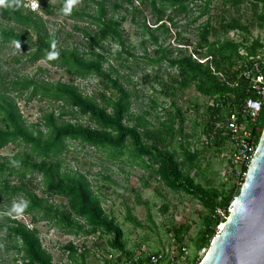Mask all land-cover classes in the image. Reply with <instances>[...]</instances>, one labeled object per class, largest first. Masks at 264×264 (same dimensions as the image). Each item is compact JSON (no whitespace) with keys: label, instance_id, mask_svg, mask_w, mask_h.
Listing matches in <instances>:
<instances>
[{"label":"trees","instance_id":"obj_1","mask_svg":"<svg viewBox=\"0 0 264 264\" xmlns=\"http://www.w3.org/2000/svg\"><path fill=\"white\" fill-rule=\"evenodd\" d=\"M38 1L47 15H53L55 9L64 10L65 6L73 0H62L59 5H52L48 0ZM92 1L95 2V0ZM124 1L133 8L134 12L138 11L135 2L151 7L153 12L159 15L158 22H162L160 28L167 29L168 23L175 24V17L189 13L191 6L198 0H123V4ZM212 1H204L203 14L195 21L208 14ZM244 2L251 3L255 12L261 8L264 9V0H235L237 5L234 6L239 10L238 4ZM97 5L94 15L85 11L68 10L69 16L78 22L85 21L87 18L98 25L99 31L95 35L86 33L85 30L83 32L93 43L101 47L103 53L92 50L88 55V53H81L77 48L58 49L56 40L49 35L43 19L37 13L29 11L28 7L26 9L24 0H0L3 18L25 28L23 32L6 29L0 21V41L26 44L23 47L24 50L30 44L34 46L30 53V60L35 62L46 60L51 66L63 69L72 80L98 77L106 85V92L99 95L101 100L99 101V98L84 95L73 81L49 82L17 77L4 83L3 94L0 95V151L10 144H24L26 151L19 153L15 159L0 162V178L3 174H8L0 186V202H10L18 196L21 198L20 207L13 213L15 216L27 214L32 216L36 223L44 219L54 221L60 225H66L68 233L95 236L103 230L112 235V245L115 248L120 249L123 255H129L130 252L127 251L123 241L122 229L116 224L115 218L105 213L89 181L83 176H68L61 173V163L55 158L58 159L63 153L69 141H80L84 145L104 150L108 152L111 160L122 159L126 151L132 149L133 156L137 158L135 162L151 168L174 190H182L193 195L205 206L208 213L204 219V229L195 240V246L197 249H208L219 230L217 226L222 225L229 217L228 209L232 207L236 196L233 193L225 194L214 189H206L202 185H196L190 178L194 168L201 169V152L197 150L191 152L189 143L188 146L184 145L183 125L186 119L176 102H173L174 112L169 113L170 118L159 120L158 123H152L146 119L145 115H136L132 112L131 91L120 78L114 76L112 71L104 69L105 63L109 61V52L101 41L113 38L118 44L124 46L121 23L107 19L105 0L97 2ZM114 5L119 4L115 2ZM122 6L119 5L120 8ZM169 10H171L170 15ZM143 29H148L146 24L143 25ZM30 31L36 34L35 41ZM232 31L250 33L249 27L233 16L221 15L215 26L208 19L199 33L198 47L192 53L185 51L180 56L170 58L171 67L177 68V75L171 77V81L176 83L180 90L195 86L201 96L209 99L217 97L224 104L218 108L206 105L204 116L207 117L208 128L211 126L210 120L213 121L214 117H221L235 104L249 97H255L245 79L241 81L239 87H232L229 85L230 82L229 84L223 82L212 71L214 67L217 71L226 72L228 80L238 79L240 66L250 63L255 43L249 44L246 41L247 55H241L240 49L243 48L241 44L222 39L223 35L227 36ZM211 37L215 38L214 41ZM152 38L157 44V37L152 35ZM122 52L125 50L123 49ZM122 52L114 53L112 56L120 59ZM161 52L160 58H149V62L160 65L168 61L169 56L173 54L172 50ZM194 54L199 59L206 60V63L194 59ZM39 71L44 72L43 69ZM1 79L5 78L2 76ZM163 86L166 91L169 90L167 83H163ZM107 88L113 92L107 93ZM9 92L18 96L27 94L29 100L39 99L60 103L61 111L45 113L42 127L30 125L17 99L7 95ZM166 94L169 95V92ZM154 105L158 104L154 102ZM74 114L88 117L95 127L63 120L66 116ZM128 122L133 124L129 125ZM178 123L180 126H177ZM262 127H264V112ZM175 141L183 149L185 158L183 161H179L178 155L172 150ZM224 144L225 140L220 143V146ZM36 173L42 174L44 194L66 198L69 210L50 204L47 195L45 197L35 193L31 181ZM13 175L19 179L18 183H12L10 180V176ZM220 211L224 214L221 215ZM127 219L134 225L141 226V223L133 217L131 210L128 211ZM190 230V226L181 225L173 227L170 232L174 234L177 244L184 245ZM0 235L5 236V241H9L10 248L14 250V264H53V257L44 249L37 229H31L11 216H0ZM68 248L73 255L77 254L76 247L70 245Z\"/></svg>","mask_w":264,"mask_h":264},{"label":"rangeland","instance_id":"obj_2","mask_svg":"<svg viewBox=\"0 0 264 264\" xmlns=\"http://www.w3.org/2000/svg\"><path fill=\"white\" fill-rule=\"evenodd\" d=\"M48 1L52 5H59L62 0ZM100 1L102 0H95V2L73 0L65 6L64 10L55 9L53 15H47L39 2L41 8L36 13L45 22L49 35L55 38L58 49L77 48L81 53H88V55L92 50L103 53L101 47L93 43L83 32L85 30L86 33L95 35L99 31L98 25L92 19L87 18L85 21L78 22L68 13V10H74L94 15L98 8L97 2ZM105 1L108 11L107 19L121 23L125 45L121 46L113 38L101 41V44L111 54L110 56L107 53L109 61L105 63L104 69L112 71L114 76L120 78L121 82L131 91L132 112L136 115H145L146 119L152 123H158L159 120L170 118L169 113L174 112L173 102H176L186 119L183 125L185 129L184 145L188 146L189 143L191 149L201 152V169L194 168L190 178L195 181L196 185H202L206 189H214L225 194L233 193L238 196L242 186L236 185L229 164L226 158L221 155L222 146L220 143L215 141L212 146L206 149L197 145L207 132L208 123L204 112L210 99L201 96L195 86L187 90H180L177 84L171 81V77L177 75V68L171 67L170 58L180 56L185 51L192 53L198 47L202 26L208 19L215 26L223 14L239 19L249 27L250 33L232 31L227 36L223 35L222 39L233 40L241 44L243 48L240 49V54L244 56L247 55L246 41L249 44L255 43L253 57L261 58L264 54V9L261 8L255 12L251 3L244 2L238 4L240 5L238 10L234 6L237 5L235 0H213L208 14L195 21L203 14L204 8L205 0H198L191 6L189 13L176 16L175 24L168 23L167 29H162L160 28L162 22H158L159 15L154 13L149 6L135 2L138 11L134 12L133 8L125 1L123 4V0ZM115 2L123 6L120 8L119 5H114ZM24 7L27 9V0H24ZM0 21L6 29H15L17 32H23L25 29L15 22L4 19L1 9ZM144 24L148 29H143ZM30 33L35 41L36 34L32 31ZM152 35L157 37V44L154 43ZM214 39L211 37L212 41ZM25 45L0 41V95L3 94L4 83L6 84L17 77L35 78L39 81L49 82L73 81L81 92L89 97L99 98L101 93L106 92V85L98 77L72 80L63 69L51 66L46 60L36 62L30 60V53L34 46L28 44L24 50ZM123 49L125 52H122ZM162 50L173 51L168 61L166 60L160 65L149 62V58H160ZM120 51L123 54L122 57L115 59L112 54ZM40 69H43L44 72L41 73ZM2 76L5 78L4 80L1 79ZM163 83L168 84L169 90H165ZM112 92L110 89L107 90L109 94ZM166 92H169V95ZM7 95L17 99L18 105L30 125L42 127L45 113L61 111L62 104L60 103L48 100L40 101L39 99L29 100L27 94L18 96L9 92ZM99 101H101L100 98ZM153 101L158 105L155 106ZM63 120L95 127L88 117L80 114L66 116ZM128 124L132 125L133 122H128ZM177 126H180V123ZM172 150L178 155L179 161L185 160L183 149L176 141L172 145ZM25 151L24 144H10L0 151V162L15 159V156ZM190 151L192 152V150ZM135 157L131 149V151H126V155L122 159L111 160L108 157V152L104 150L84 145L80 141H69L63 153L55 160L61 163V173L68 176H83L89 181L90 187L95 196L99 198L105 213L115 218L116 224L122 229L127 251L131 253L142 246L155 251H173L176 244L174 234L170 230L175 226L185 225L191 227L183 245L189 251L187 264H199L207 248L197 249L195 240L204 229V219L208 210L193 195L182 190H174L151 168L135 162L137 159ZM7 176L8 174L1 176L0 186ZM10 180L12 183L19 182L16 175L10 176ZM41 180L42 174L36 173L35 178H32L31 181L33 190L36 194L46 197L47 194L45 195L43 192L44 186ZM20 200L21 198L17 196L10 202L1 201L0 216H11L29 228L37 229L44 249L53 257V264H121L122 251L112 245V235L103 230H100L95 236L73 234L66 231V225H60L54 221L44 219L36 223L30 215L15 216L13 213L20 207ZM48 201L58 208L69 210L68 200L64 197L48 196ZM129 210L133 217L141 223V226H136L128 221ZM219 213L224 214L223 211ZM220 226H217V229ZM70 245L76 247L77 254H72L68 248ZM14 259L15 253L10 248L9 241H5V236L0 235V264H14Z\"/></svg>","mask_w":264,"mask_h":264},{"label":"built area","instance_id":"obj_3","mask_svg":"<svg viewBox=\"0 0 264 264\" xmlns=\"http://www.w3.org/2000/svg\"><path fill=\"white\" fill-rule=\"evenodd\" d=\"M28 9L31 12L40 11L41 5L38 0H27ZM201 63L206 60L199 59ZM215 75H218L223 82L232 87H239L242 80L248 82L249 90L255 97L244 99L241 103L235 104L225 115L214 117L210 120V128L200 139L197 145L202 149L209 148L214 142L221 143V155L226 158L231 169L236 185L244 184L248 168L250 167L264 127H262V116L264 112V54L261 58L250 57V63L240 66L238 79L228 80L226 72L217 71L212 67ZM224 102V101H223ZM208 105L212 108L223 106L217 97L210 98ZM221 141V142H220ZM195 152V149H192ZM232 208H229L231 212ZM173 251H155L146 246L133 250L129 255H120L121 264H187L189 251L186 246L177 244L175 241ZM172 248V247H171ZM130 252V251H129Z\"/></svg>","mask_w":264,"mask_h":264},{"label":"water","instance_id":"obj_4","mask_svg":"<svg viewBox=\"0 0 264 264\" xmlns=\"http://www.w3.org/2000/svg\"><path fill=\"white\" fill-rule=\"evenodd\" d=\"M199 264H264V130L230 215Z\"/></svg>","mask_w":264,"mask_h":264}]
</instances>
